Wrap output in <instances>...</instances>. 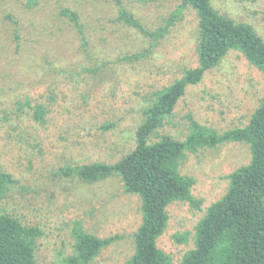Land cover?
Listing matches in <instances>:
<instances>
[{"label":"rangeland","instance_id":"rangeland-1","mask_svg":"<svg viewBox=\"0 0 264 264\" xmlns=\"http://www.w3.org/2000/svg\"><path fill=\"white\" fill-rule=\"evenodd\" d=\"M211 1L220 13L251 25L264 38V0ZM38 2L41 10L49 11L57 10L59 3L72 6L80 29L66 17L45 19L38 37L29 35L30 26H22L19 46H25L26 58L16 59L12 23L6 15L22 24L40 21L46 14L34 12L39 7L33 5L25 15L21 0H0V61L11 60L6 72L0 64L7 82L0 89V170L17 180L0 210L42 228L38 264H61L72 255L79 223L99 238L119 236L93 264H125L134 254V234L142 221L139 196L126 193L118 176L88 184L61 169L113 164L133 150L148 98L198 66L197 13L183 0H123L145 32L163 34L155 42L120 24L111 0ZM150 46L148 58L124 60L148 52ZM10 60L4 59L5 64ZM263 95L264 76L232 51L200 84L187 89L156 136L184 140L193 122L220 133L243 127ZM19 100H28L24 108L31 114L44 105L46 123L29 124L27 115L21 116ZM250 158L245 143L187 155L180 171L194 178L193 195L201 204L197 208L178 202L169 209L168 226L157 245L172 264H179L195 247L198 222L226 193L228 175L248 165Z\"/></svg>","mask_w":264,"mask_h":264},{"label":"trees","instance_id":"trees-1","mask_svg":"<svg viewBox=\"0 0 264 264\" xmlns=\"http://www.w3.org/2000/svg\"><path fill=\"white\" fill-rule=\"evenodd\" d=\"M111 1L117 8L120 24L142 31L144 36H151L155 42L163 37L162 33L145 32L139 20H135L124 6L123 0ZM183 4L190 5L198 17V66L185 70L182 79L148 98L149 103L143 109L145 121L137 128L135 146L126 156L113 164L95 162L69 166L61 171L88 184L110 176L120 177L125 192L139 196L142 218L134 234V254L125 264H172L171 257L157 245L168 226L169 209L178 202H187L197 208L201 204L193 195L194 178L180 171L187 155H196L206 149L215 150L223 144L245 143L249 148L250 163L228 175L226 193L211 204L198 222L195 247L185 253L179 264H264V95L243 127L220 133L193 122L191 132L184 140L169 135L156 136L187 89L200 84L230 52L239 53L264 76V38L251 25L220 13L211 0H183ZM21 5L25 15L34 10L33 5L39 7L34 12L46 15L40 21L28 20L26 23L22 20V24L19 21L15 23L10 13L6 15L12 23L10 38L16 59L26 58L25 46H19L22 26H30L29 35L38 37L42 33L38 28H44L42 23L45 19L66 17L80 29L79 15L72 6L63 7L59 3L57 10L51 8L49 11L47 8L41 10L42 3L38 0H28L27 3L21 0ZM55 42L57 44L54 45H58V37ZM151 50L150 46L148 52L126 56L124 60L140 61L148 58ZM4 59L10 60L8 57ZM4 59L0 64L2 71L6 72L4 67L11 60L5 64ZM5 79L0 75V89L7 85ZM17 104L21 116L27 115L30 119L29 124L46 123L47 108L44 105H37L31 114L24 108L29 105L28 100H19ZM16 181L13 175L0 170V203L17 184ZM77 226L74 229V253L61 264H93L101 251L119 238H99L84 231L80 223ZM42 236L43 230L39 226L24 223L16 215L0 210V264H38Z\"/></svg>","mask_w":264,"mask_h":264}]
</instances>
